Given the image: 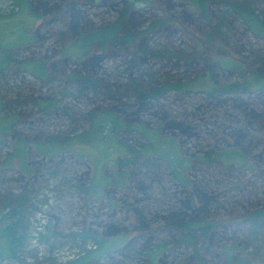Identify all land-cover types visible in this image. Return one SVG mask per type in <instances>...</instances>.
Instances as JSON below:
<instances>
[{
  "label": "rangeland",
  "instance_id": "obj_1",
  "mask_svg": "<svg viewBox=\"0 0 264 264\" xmlns=\"http://www.w3.org/2000/svg\"><path fill=\"white\" fill-rule=\"evenodd\" d=\"M218 1L210 0L208 8H223ZM238 1L264 20V0ZM96 2L80 11L99 26L114 21L122 9L138 11L137 43L151 37L157 51L169 43L185 52L198 47L210 70L204 59L190 70L168 60L145 63L158 83L170 86L138 122L131 120L144 130L121 132L116 146L107 151L102 141L89 139L93 115L120 108L127 100L119 103L102 89L80 93L63 79L76 65H92L95 58L114 92L126 88L132 48L111 47L112 52L94 51L76 61L68 57L75 53L68 45L70 55L63 56L68 38L56 39L67 32L65 22L49 25L45 16L37 18L29 8L30 3L38 12L44 3L49 8L60 0L21 5L0 0V52H11L13 59L0 70V194L30 187L33 196L29 237L19 259L0 264L81 259L97 248L78 239L76 234L84 229L107 245L113 237L126 235L88 264H229L231 256L244 264H264V227L250 235L245 222L251 212L264 209V124L256 121L264 113V97H259L264 92V36L255 35L242 17L230 12L222 29L225 36L209 38L210 22L182 0ZM157 19L165 22L154 27ZM41 59L48 62L49 78L34 74L32 61ZM59 60L67 62L64 73L55 71ZM226 88L234 92L220 93ZM164 115L172 122L160 121ZM143 133L163 142L153 148ZM20 136L26 140L27 171L13 158L9 167L2 166ZM128 146H135L132 154ZM232 149L247 152L245 164L237 155L225 159ZM179 162L184 169L175 172ZM204 212L213 241L200 242L199 258L191 246L177 245L178 237L168 227L178 218L189 222Z\"/></svg>",
  "mask_w": 264,
  "mask_h": 264
},
{
  "label": "trees",
  "instance_id": "obj_2",
  "mask_svg": "<svg viewBox=\"0 0 264 264\" xmlns=\"http://www.w3.org/2000/svg\"><path fill=\"white\" fill-rule=\"evenodd\" d=\"M14 1L18 5H21L22 1H25L26 4L29 3V0ZM182 1L188 3L190 7L197 11L202 18L210 22L211 29L206 33V36L209 38L219 39L222 38V36H225V32L222 31V29L226 26L227 21L229 20L228 14L230 12L236 13L242 17L248 28L255 35L264 36V20H261L259 15H257L254 9H252L249 5L238 0H220L218 3L220 2V5L223 8H219L218 10L208 8L210 0ZM107 2L108 1H104L103 6L107 5ZM87 4V0H60V3L49 8H46L48 3H44L42 9H37L38 12L31 7L30 3L29 8L32 15L35 17L38 18L43 15L42 18H44L45 16V23L49 25L57 22L58 20L65 22L68 27L67 32L56 35V39L58 40H61L62 37L68 38L67 42L63 44V56H66L67 54L70 55L67 52L68 50H65L66 45L75 49V53L68 57L72 56L76 61L81 60L89 53L92 54L94 51L100 53L105 51L106 53L107 50L112 52V48H127L128 50H130L129 48H132L130 63V59H126L131 67L129 68V81L127 82L126 88L123 87L114 92L111 83L99 70L100 61L95 58H93L94 61H89L94 62V64L89 65L85 63L81 66L76 65V68L71 70V72L68 73L64 79L62 78L68 84L75 85L80 93H83L86 90L98 92L102 89L105 92L104 94L106 97L118 100L119 103L122 102L123 99L127 100L122 102V107L120 108L103 109L100 113L93 115L92 119H94V123L92 124L91 133H89V139L97 143H101L102 141L104 143L103 149L108 151L113 145L116 146L117 137L121 132L144 130L140 124L135 125L131 122V120L138 122L140 114L149 112L153 103L159 102L167 87L170 86L158 83L155 78V72L149 69L147 70L144 65L145 63L149 64V61L151 60H168L173 62L175 66L182 65L186 67L187 70H190V68L195 69L194 64L198 63L201 59H204L203 62L205 61L207 64L205 65V69L210 70L209 66L211 64L208 63L209 60H207L205 56L203 57L201 55L198 47H195L191 52H185L174 47L172 43H169L164 46L163 50L157 51V49L150 45L152 42L150 40L151 37H145L141 40L139 39L140 42L137 43L138 35L136 28L141 23L139 17L140 13L138 11H130V8L122 9L114 21H105L104 23L106 24L99 26L90 20L88 16L86 17L84 12L82 13V11H80L82 6H86ZM134 18H136V22H134ZM189 19L193 20L190 17ZM164 22L165 21L162 19H157V21H154L153 26L156 27L158 24H163ZM163 26H165V24ZM60 52L61 51H59V53ZM9 62L10 64L13 62L11 52H0V70L4 66L7 67ZM32 62H34V64H32L33 69L35 70L34 74L38 78H49L50 75L47 69L48 62L45 59L33 60ZM64 67H67V62L65 63L62 60H59L55 64V71L64 73ZM144 76H146V78H144ZM215 91H217L216 88H214L211 93L214 95ZM233 92V88H226L220 91L222 94ZM260 96L261 98L264 97V92L261 91V93H259V97ZM0 104L3 107L2 101ZM1 108L0 112L2 110ZM158 118L162 122H172V120L165 115L159 116ZM258 120L261 122V125L264 124V113L256 116V121ZM7 127L9 128V126ZM104 132H108V135H104ZM160 132L161 131L159 130L157 133L160 135ZM4 134H8V132L5 131ZM146 134L147 133H143V135L151 141V138L147 136L148 134ZM154 138L155 141H151V147L153 148V145L156 147L158 143L160 144L163 142L159 137ZM16 142V149L14 153L8 160H6V162L2 163V166L5 165L9 167L7 163H9L8 161L13 158L17 159V162L20 164L19 167L22 171H27L25 154L26 140L20 136L16 138ZM161 146L163 148L162 151H167L168 143H166V141ZM128 147L129 149L127 148L126 150H129V154H132L135 150V146ZM145 149L152 148L146 146ZM115 151L116 150L113 152ZM245 154H247V152L245 153L243 151L232 149L230 153H227L225 159L234 157L233 155H237L238 161L245 164ZM178 164L179 165L174 167L175 172H177V167L181 170L184 169L180 162ZM32 208L33 196L30 187L16 193L6 192L5 194H0V260L19 259V253L29 237V217ZM206 213L207 212H204V215L194 219L195 221L192 220L186 222V220L178 218L179 220H175L168 227V229L175 232V235L178 237L176 244H186L191 246L194 250L195 256L199 258H201L200 250L202 247V245H199L200 242L206 244L211 240L213 241L210 237V232L213 227L210 224L204 223L206 218H208V213ZM169 216L172 218L174 214ZM169 216L164 217V219L167 221ZM245 222L250 225V235H256L257 231L264 227V209L251 212L245 217ZM191 223H195V225H190ZM76 236L81 241H92L97 248L93 251H89L85 257L81 259L78 258L77 260L67 264H88L91 257L101 255L112 246L118 245L121 239L125 240L126 238V235H117L113 237L112 242L107 245V240L104 241L98 236L92 234L90 230L84 229L82 232L77 233ZM161 248H159V251ZM229 259V264H244L243 262L236 260L235 256H231ZM155 264L157 263L155 262Z\"/></svg>",
  "mask_w": 264,
  "mask_h": 264
},
{
  "label": "flooded vegetation",
  "instance_id": "obj_3",
  "mask_svg": "<svg viewBox=\"0 0 264 264\" xmlns=\"http://www.w3.org/2000/svg\"><path fill=\"white\" fill-rule=\"evenodd\" d=\"M133 2H136V1H133ZM96 3H97L96 0H88V5H90V6H94L95 7L96 6ZM98 3H100V2H98Z\"/></svg>",
  "mask_w": 264,
  "mask_h": 264
}]
</instances>
